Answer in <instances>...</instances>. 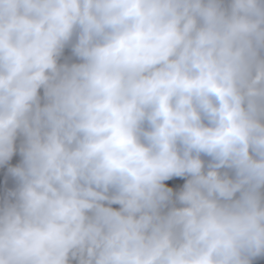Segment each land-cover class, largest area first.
<instances>
[{
    "label": "clouds",
    "instance_id": "9594fccd",
    "mask_svg": "<svg viewBox=\"0 0 264 264\" xmlns=\"http://www.w3.org/2000/svg\"><path fill=\"white\" fill-rule=\"evenodd\" d=\"M0 264H264V0H0Z\"/></svg>",
    "mask_w": 264,
    "mask_h": 264
}]
</instances>
